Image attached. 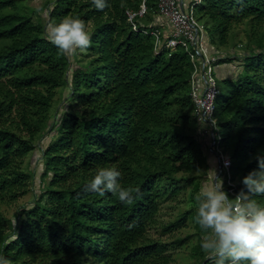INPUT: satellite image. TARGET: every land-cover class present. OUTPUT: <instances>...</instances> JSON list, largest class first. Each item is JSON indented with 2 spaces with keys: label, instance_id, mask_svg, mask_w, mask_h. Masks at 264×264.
<instances>
[{
  "label": "trees",
  "instance_id": "1",
  "mask_svg": "<svg viewBox=\"0 0 264 264\" xmlns=\"http://www.w3.org/2000/svg\"><path fill=\"white\" fill-rule=\"evenodd\" d=\"M141 1L108 0L97 10L90 0H46V18H33L18 0H0V251L11 264L171 260L170 246L149 230L161 205L209 166L196 136L190 59L180 46L156 53L153 37L132 29L126 11ZM145 5L139 23L150 28L156 0ZM193 12L213 46H225L234 27H247L246 51L217 62L237 61L240 70L217 80L223 99L218 107L216 97L213 114L215 145L229 160L220 175L235 196L264 153V0H201ZM70 15L91 32L87 51L75 56L46 37V25ZM57 97L59 116L52 117ZM46 133L39 194L9 219L2 207L28 193L24 160ZM112 165L123 171L124 186L140 189L132 204L87 190L95 171ZM192 213L182 212L162 232L185 226ZM198 264L212 260L201 251Z\"/></svg>",
  "mask_w": 264,
  "mask_h": 264
},
{
  "label": "clouds",
  "instance_id": "2",
  "mask_svg": "<svg viewBox=\"0 0 264 264\" xmlns=\"http://www.w3.org/2000/svg\"><path fill=\"white\" fill-rule=\"evenodd\" d=\"M103 10L108 0H90ZM46 37L61 53L79 55L87 51L91 32L85 21L70 15L51 22ZM257 168L241 177L242 188L230 196L218 178L211 187L195 196V221L202 230L200 248L212 264H264V153L256 155ZM123 171L116 165L99 167L87 182V190L117 196L123 204H132L140 189L121 183ZM246 189V191H245ZM0 264H11L0 251Z\"/></svg>",
  "mask_w": 264,
  "mask_h": 264
},
{
  "label": "rangeland",
  "instance_id": "3",
  "mask_svg": "<svg viewBox=\"0 0 264 264\" xmlns=\"http://www.w3.org/2000/svg\"><path fill=\"white\" fill-rule=\"evenodd\" d=\"M18 1L24 6L34 10L32 13L33 18H36L39 15L43 18H46L50 8V5H44L46 0ZM47 27L48 25H46V31ZM246 30L247 27L244 24L236 26L229 34L227 38V44L225 46H219L217 44L211 46L210 41L208 38H206L207 35L203 28V42L206 43V46L209 50L211 48L213 49V51H209L210 53L223 55L224 58L231 57V59L234 60L233 54L240 55L246 51ZM212 67V73L214 74L216 80L223 79L225 77H232L240 70V65L237 61L224 62L220 64L215 63ZM64 94L65 91L62 92V95ZM222 99L223 93L220 92L217 95L218 107L220 106ZM60 107L61 103L59 101V97H57L50 112L52 117L59 116ZM197 126L196 136L203 145L209 167L203 172L198 173L193 180V183L187 186L177 198L167 201L161 205L159 213L156 216L155 223L149 230V235L151 237L159 238L162 242L170 246L168 254H170L171 260L169 264H198L200 252L202 251L200 248V241L202 239L203 233L195 221L196 213L194 210L196 211L197 203L195 196L202 189L211 187L214 182L218 183V178L223 181V187L225 186L224 177L220 175V170L222 166L227 169L226 167L228 166V158L221 154L217 148V145L214 144V141L217 137V132H213L211 127L204 122L198 123ZM50 138V134L46 133L38 141L37 149L25 158L23 168L32 175L31 181L29 183V191L26 195L19 198L15 203L2 207V212L7 218L14 220V215L16 214L17 210L22 207L30 206L34 198L39 194L41 186L40 175L42 172V159L40 151L47 145ZM191 209L193 211V218H188L185 226L177 230H172L170 233L162 232V226L166 225L170 221H173L182 212ZM187 236L189 237L186 238ZM182 238H186L183 245L177 246L173 243L175 240Z\"/></svg>",
  "mask_w": 264,
  "mask_h": 264
},
{
  "label": "built area",
  "instance_id": "4",
  "mask_svg": "<svg viewBox=\"0 0 264 264\" xmlns=\"http://www.w3.org/2000/svg\"><path fill=\"white\" fill-rule=\"evenodd\" d=\"M200 2L201 0H191L184 7L181 0H156V13L171 27L170 37L164 41L162 32L157 26L145 28L139 23L147 13L145 0L141 1L137 11H126V16L134 31L153 37L156 53L163 49L174 50L177 46L186 52L193 67L190 77V97L194 103V116L198 123H206L214 132L217 129L213 114L219 87L212 73V66L224 56L210 53L204 48L203 27L198 23L193 12V7ZM227 164L229 166V160Z\"/></svg>",
  "mask_w": 264,
  "mask_h": 264
},
{
  "label": "crops",
  "instance_id": "5",
  "mask_svg": "<svg viewBox=\"0 0 264 264\" xmlns=\"http://www.w3.org/2000/svg\"><path fill=\"white\" fill-rule=\"evenodd\" d=\"M191 0H181V2L183 3V6L186 7V5L190 2ZM145 19V18H144ZM143 19V20H144ZM148 26H157L161 32H162V37H163V41L166 40L168 37H170L171 34V27L169 25V23L162 17H160L156 11L152 14V19L149 21V23L147 24ZM207 35V33H206ZM206 38L209 37L208 35L206 36ZM203 40V38H202ZM210 41V40H209ZM204 43V42H203ZM211 44V43H210ZM213 46V45H211ZM204 48L206 49V51H213V49L211 48L210 50L208 49V47L206 46V43H204Z\"/></svg>",
  "mask_w": 264,
  "mask_h": 264
}]
</instances>
